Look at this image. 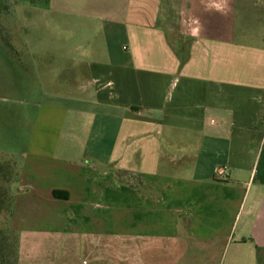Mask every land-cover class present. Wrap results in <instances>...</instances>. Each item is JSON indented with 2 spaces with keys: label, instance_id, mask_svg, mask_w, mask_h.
I'll use <instances>...</instances> for the list:
<instances>
[{
  "label": "crops",
  "instance_id": "obj_1",
  "mask_svg": "<svg viewBox=\"0 0 264 264\" xmlns=\"http://www.w3.org/2000/svg\"><path fill=\"white\" fill-rule=\"evenodd\" d=\"M3 1L42 84L18 264H264V0Z\"/></svg>",
  "mask_w": 264,
  "mask_h": 264
},
{
  "label": "rangeland",
  "instance_id": "obj_2",
  "mask_svg": "<svg viewBox=\"0 0 264 264\" xmlns=\"http://www.w3.org/2000/svg\"><path fill=\"white\" fill-rule=\"evenodd\" d=\"M12 7L5 10L0 4V229L8 237V264L16 259L17 235L9 225L15 182L29 142L41 136L43 124L39 119L43 111L31 99L42 89L35 75L41 71L27 68L19 49L23 47L20 27H26V19L17 6Z\"/></svg>",
  "mask_w": 264,
  "mask_h": 264
},
{
  "label": "trees",
  "instance_id": "obj_3",
  "mask_svg": "<svg viewBox=\"0 0 264 264\" xmlns=\"http://www.w3.org/2000/svg\"><path fill=\"white\" fill-rule=\"evenodd\" d=\"M2 2L5 7V10H8V4L5 3V1L0 0V4H2ZM119 178L122 182H126L127 184H130L133 187H136L140 180L137 174H133L129 172H120ZM7 241H8V237L5 236L4 231L0 229V264H8V261L6 259V253H5L7 250L6 248ZM15 253H16V259H15L14 264H18V238H17Z\"/></svg>",
  "mask_w": 264,
  "mask_h": 264
}]
</instances>
